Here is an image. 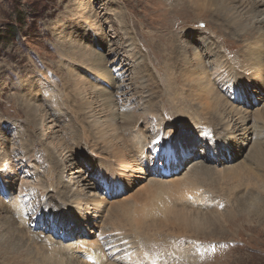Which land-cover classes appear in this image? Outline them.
Segmentation results:
<instances>
[{
    "label": "bare ground",
    "instance_id": "bare-ground-1",
    "mask_svg": "<svg viewBox=\"0 0 264 264\" xmlns=\"http://www.w3.org/2000/svg\"><path fill=\"white\" fill-rule=\"evenodd\" d=\"M76 1L79 7L70 12L68 24L63 23L64 31L62 36L60 35L62 39L60 42L63 46L66 45L67 50L59 47L57 49L63 58L60 67L66 69L62 81L64 80L69 88L66 89L80 99L81 109L79 112L76 111L69 121L65 119L63 123L62 118L68 110L60 111L59 108H54L50 99L45 97L41 90L33 91L37 93V96L33 93L37 98L32 99L42 102L43 107L27 103L39 117V123L37 131L33 132L37 139L30 140V145L25 142L29 146L22 147L25 152L23 163L26 162L28 155V167L32 169L31 175L36 177L32 180L34 181L31 184L32 188L40 187L49 192L41 208L35 212V207H32L33 211L27 212L30 206L23 203L22 196L25 195L23 190L28 188L31 181L19 180L16 175L11 180V177H7L8 171L1 175L4 163L3 159L0 160V180L3 184H9L7 187L3 186L5 200L0 201V214L3 213L5 216L4 220L0 218V254L3 255L2 259H5L4 264H167L171 257L175 256L174 253H166L164 258L162 255L155 260L147 253L146 248L145 255L138 246L139 244L143 248L141 241L144 240L137 239L138 228L157 230L162 223L159 226L154 222L146 225L144 219L147 215L157 216L149 214L152 208L148 206L140 208L139 205H134L137 199L143 197L147 203L151 202L152 198L158 199L163 195L174 197L178 194L182 203L174 198L179 204H172L173 202L169 200V204H157L155 211L160 209L165 219L170 218L173 224L176 222V226L183 230L179 232L180 234L205 236L212 235L214 228L219 230L220 224L212 217L215 214L208 216L199 210L188 209L197 207L201 201L197 194L193 193L200 190L198 186L205 183L203 182L205 177L211 180L216 178L224 183L245 180L247 184L248 181L255 179L259 181L255 185L259 187L258 192L260 193L261 189L264 191V178L260 181L251 169L259 163L258 158L264 156V147L261 143L264 137V91L261 90L264 84V31L255 30V28L260 30L264 26V0H185L193 12L198 11V14H201L205 9H211L217 20L222 17L226 34L236 36L237 41L245 44L240 49L242 53L240 57H244L248 66L239 69L232 61L233 58L224 54L225 49L220 45L222 52L213 39L207 36L192 38V34L188 33L185 36L188 41H197L191 47L193 49L191 54L184 53L185 47L177 44L179 47L170 53L168 60V68L171 71L168 73L169 89L174 94L181 89L182 92L178 96L183 97L182 103L186 102L189 106L176 109L178 122L164 116L161 100L163 91H160L153 82L149 67L144 64L143 54L140 55L141 50L135 41L136 34H132L127 29L128 26H123L120 17L124 16V12L121 6L117 5L118 2ZM235 4L237 5L229 8ZM173 5L174 1L171 3V6ZM256 5L261 8H257ZM110 16L114 21L110 20ZM215 22L219 23L216 20ZM115 23L127 42L123 46L128 47V58L138 57L137 65L131 72L132 78L135 79L133 84L135 91L132 93L128 89L125 91L128 85L126 86L121 77L123 73L118 68L119 60L116 58L111 62L109 58L103 59L95 50V45L99 43L101 46L103 40L107 41L103 33L104 27L107 25L111 27ZM96 25L100 27L96 29L98 27ZM186 39L179 40V44L187 43ZM107 42L111 44L109 40ZM46 88L49 91L48 95L53 93L50 87ZM230 89L232 93L228 92ZM172 100L176 102L178 98L174 96ZM94 101L108 110L106 109V112L95 110ZM250 106L251 111L248 108ZM46 109L55 121V123L50 121L51 124L47 125L48 130L51 128L49 133L55 134L49 137L51 141L48 144L44 143L46 131L44 133L41 124L43 117L49 119ZM167 110L169 108H165V112L168 116L171 115L172 119L174 115ZM70 128L79 136L84 135L87 140L84 146ZM239 141H242L241 147ZM2 143L0 139V148ZM35 143H42L47 152H45L49 161L47 175L37 173L35 163L30 158L31 146L34 147ZM237 148L241 149L240 154ZM12 149L10 146L3 154L11 157ZM79 150L81 152L78 154L87 158L84 166L90 171L94 169L92 172L99 178L100 183L110 185H106L107 192H104L105 186L104 189L100 186V189L97 188L98 191H94L93 184L82 175L85 167L72 168L66 173L67 166L76 164L75 158L79 155H75V151ZM64 152L69 153L67 159L64 158ZM242 152L246 153L242 157L245 160L237 163ZM93 161L96 163H92ZM185 162L188 163L184 165ZM91 163L96 164V167L90 166ZM225 163L228 166L222 167ZM11 169L13 170V167ZM16 172L19 173V170ZM131 172L141 174L148 183L143 185L144 188L141 187V191L135 196L122 198L129 187L133 189L130 185L131 179L136 176ZM127 173L129 174L126 176ZM124 176L127 185H122L121 179ZM136 180L140 181L137 178ZM104 195L108 197L110 205L106 204L107 198ZM115 197L118 198L112 199ZM57 202L64 203L63 213L61 209L56 208L54 203ZM234 203L236 202L232 204L235 205ZM106 206L108 207L105 210ZM38 213H41L40 217L37 216ZM26 214L27 218L31 219L25 220ZM131 214L135 218H132ZM5 225H8V231L5 230ZM27 225L37 227V230L38 227H43L45 231H39L43 236L41 234L35 237L44 241L48 238L55 243L47 242L46 249L43 242L38 243L35 237L32 239L28 235L33 233L29 229L26 230ZM174 240L163 239L158 244L169 247L171 244L175 245ZM146 242L156 243L151 240ZM185 244H188L187 241ZM173 245L170 246L171 249L177 248ZM34 247L40 255L37 262L29 261ZM148 248L151 249L150 246ZM184 251L191 252V247L186 246ZM21 252H25L23 255L26 254L23 260L18 258ZM191 253L195 256L194 262L197 264L200 252L194 250ZM8 254L11 258L6 260V257H10ZM182 256H185V253H182ZM31 258H34V254ZM179 264L184 263L179 261ZM185 264H190V261Z\"/></svg>",
    "mask_w": 264,
    "mask_h": 264
},
{
    "label": "rangeland",
    "instance_id": "rangeland-1",
    "mask_svg": "<svg viewBox=\"0 0 264 264\" xmlns=\"http://www.w3.org/2000/svg\"><path fill=\"white\" fill-rule=\"evenodd\" d=\"M116 1L118 2L117 5L121 6L122 12H124L123 17L127 19H125V23L124 18L120 17V19L122 18L121 20L123 22V26H128L127 29H129L132 34H136L135 41L137 42V44L139 45L138 47L141 50L140 55L143 54L142 59L145 62L144 64L145 66L149 67V72L151 73L153 82H155V84L159 87L160 91H163L161 93V100L162 108H164V116L172 121L177 120L176 122H178V118L176 116L177 108H189V106L186 102L182 103L184 101L183 97L178 96V94L182 92L181 89H179L176 94L172 93L169 89L168 73H171V71L168 68V60L170 59V53L173 52L175 48L177 49L179 47L177 46V44L183 45L185 47L186 51L184 53H186L187 55L191 54L193 50L191 49V47H193L195 45V42L197 41H188L185 37L188 33L192 34V38L207 36L213 39V41L219 46V48L221 45L225 49V51L223 52V49L220 48L224 54L228 55L231 59L233 58L232 61L239 69H242V67L244 66H248L245 64L246 61L244 60V57H240V55H242L240 49L242 48V46H245V44L243 45L242 41L240 42V40L237 41L236 36L232 37L231 35L226 34V31L224 30L226 29V26L223 22L222 17L220 16V19L217 20V16L213 14V11L211 9H205V12L198 14V11L193 12L189 8L185 0L184 2L181 0ZM173 1L174 5L171 6V3ZM236 5L237 4L230 5L229 8H232ZM256 6L257 8H261L258 5ZM78 7L79 4L76 0H0V130L2 131L0 132V139L1 143L3 142L0 148V160L3 159L4 163V167L2 168L3 170H1V175H3L5 171H8L7 177H11V180L13 177L15 178L16 175L19 180L23 179L25 181H31L28 184V188H25L23 190V193L25 195L22 196L23 203L25 202L27 206H30L27 212H32V207H35V212L38 210V208H41L40 206H42L47 200V193L49 192V190L44 191L40 187L37 189L32 188L33 185L31 184L34 182L32 180L36 179V177L31 175L32 169L31 167H28V155L26 156V158L28 157L26 162L23 163L25 152L22 147H28L34 138L37 139L36 136H33L35 135L33 134V132L35 133L34 130H36L39 123V117L36 116V113L29 104H38L39 106H41V108L43 107L42 102H36L32 99V97L35 99L37 98V93L33 91H35L36 89L41 90V92L46 95L45 97L50 99L53 107L55 106L54 108H59L60 111L68 110V113L65 114L66 117L64 115V118H62L63 123L66 120L69 121L71 116L73 117L74 113H76V111L79 112L81 109L80 99H78V97L70 90H67L69 89L67 88L68 86L65 85L64 80L62 81V76H64L66 69H61L60 67V64L63 62V58L61 57L60 53L58 52L59 50L57 49V47H59L64 49V51L67 50L66 45L64 44L63 46V44L60 42L62 40V31H64V25L68 24V19L71 17L70 12L75 11V9H78ZM109 18L111 21H114L111 16ZM215 20L219 23L215 22ZM115 24H113V26L111 27L107 25V27H104L103 31V33H105V39H107V41L109 40L111 44H108L106 40H103V45L100 46L98 43V45H95V50L102 55L103 59L109 58L108 60L111 62L116 58L119 60L118 68L120 72L123 73V76L121 77L123 81H125L126 86L128 85L125 91H127L128 89V91L132 93L133 90L135 91V86L133 87L135 79L132 78L131 72H133L134 67L137 65L136 59L138 57L136 58L135 56L128 58V47L124 48L123 46L127 42L123 39V33L118 30V25ZM99 27L100 26L96 27V29H98ZM255 30L264 31V26L260 30L258 28H255ZM183 38L186 39L187 43L183 42V44H179V40ZM111 49L114 50L112 51ZM193 65H195V62H193ZM174 76H176V74H174ZM46 87H50L51 90H53V93L48 95L49 91ZM261 90L264 91V84L261 86ZM228 92L232 93V90L230 89ZM24 93L25 95H23ZM33 93L36 96H34ZM257 93L258 92H256V95ZM174 96L178 98V101L174 102L172 100ZM90 99L94 100L93 97H90ZM94 103L95 110L103 112H106V109L108 110V108L105 106H99L100 104L96 103V101H94ZM26 105H29V107ZM165 108H169L167 112L174 115L172 119L171 115L168 116L166 114ZM248 108L251 111V106ZM170 109L172 111H170ZM46 110L48 112L47 117H49V119L43 117L41 124L44 133L46 131V138L44 137V139L46 140H44V143L48 144V142L51 141L49 137H53L55 134L49 133L51 131V128L50 130H48L49 128H47V125L51 124L50 121H53L54 123L55 121L53 116L49 113L48 109ZM184 130L185 129H183V131ZM71 132L75 137L81 140L80 144L84 146L85 142L87 141L84 138V135L79 136L72 130ZM56 134L58 136V133ZM21 142L24 144H22ZM25 142L29 143V145H27V143ZM241 142L239 141V147H241ZM261 143L264 147V137L262 138ZM10 146L11 148H13V151H11L13 153L11 157L3 154L7 149L10 148ZM31 149L32 150L30 158L33 159L35 163V167L38 170L37 173H39L40 175H47L49 161L44 146L42 145V143H35L34 147L31 146ZM236 150H239L240 154L241 149L237 148ZM80 152V150L77 152L75 151V155H79L78 153ZM72 153L73 152H71V154ZM63 154L64 158L67 159L69 153L64 152ZM244 154L246 153L242 152V155H240L238 160L236 161L237 163L245 160L242 158L244 157ZM85 158L86 157H82L81 155L76 156V164L67 166L65 169L66 173L70 172L72 168L76 169L78 167H85ZM258 162L259 163L253 166L254 168L251 167V169L252 171L254 170V175H256L261 181L262 178H264V156H260L258 158ZM10 163H12V165ZM92 163H96V161H93ZM92 163L90 166L95 168L96 164ZM187 163L188 162H185L184 165ZM226 164L227 163H225L222 167H227L228 165L226 166ZM233 164L234 163H232V165ZM12 167L13 170L11 169ZM16 170H19V173H17ZM91 170L94 171V169ZM92 171L88 170L85 167V172H83L82 174L84 176V179H88L89 183L93 184L94 191H98L97 188L99 187L100 189L101 186L103 189L106 187V189H104V192H107V186L110 185L106 183H100L99 178L95 176ZM134 173L136 178L140 181H137L135 177H132L130 185L133 186V189L129 187V190L125 192L126 195L129 196L123 195L122 198H131L132 196H135L136 193L140 192L141 189L144 188L143 185L148 183L145 178L143 179L144 176L142 177L141 174H138L136 172ZM11 174L14 175L12 176ZM128 174L129 173H127L126 176ZM30 176L32 178H30ZM126 176L121 179L122 185H127V181L124 180ZM204 180L203 182H205V185H199L198 187L200 188V190H195V192L193 193L197 194V196L201 199V201L199 202L200 204L198 203L197 207L195 208L188 207V209L199 210L201 212H204L205 214H208V216L215 214V216L212 217L215 218V220L220 224L219 230L214 228V232L212 233V235L207 234L205 236H195L191 233L180 234L181 232H183V230L180 226H176V222H174L173 224V220L171 221L170 218L165 219V217H163V215L161 214L160 209H157L158 213L155 211V206L157 204H169V200L173 202L172 204H179L174 200V198L177 200L179 199L178 194H176L177 196L174 195V197L163 195L158 199L152 198L153 200H150L151 202L147 201V203L146 201H144L146 199H143V197H141L137 199V201H135L137 203L134 205H139L140 208H147L148 206L149 208H152L149 214L157 216L152 217L150 215H147V217L144 219L145 224L147 225L153 222L158 223L157 226H159L160 223L162 224L157 227V230L148 229L146 227H140L137 229V239H139V241L141 239H144L141 241L143 248L138 244L140 249L146 255V252L144 250L146 248L147 253L150 256L154 257L155 260H158V258L162 255L164 258V254L166 253H174L175 256L173 255V257H171L167 264H179V261H182L184 264L187 263V261H190V264H196V262H194L195 256L193 255V253H191L194 250L201 253H199L198 259L196 260L197 264H264V191L261 189V192H263V194L261 192H258L259 187L255 185L259 181L254 179L253 181H248L247 184L245 180L241 182L233 180L229 183H224V181L217 180L216 178H212L211 180V178L207 179V177H205ZM136 181L140 184H138ZM254 182L255 184H253ZM1 183L2 182L0 180V201L3 202L5 200V191L3 192V186L7 187L9 186V184L2 183L1 185ZM246 187L248 188L244 189ZM229 188H232V190H230ZM28 189H31L32 191H29ZM48 195L51 196L50 194ZM251 195H257V198L252 197ZM104 197L107 198L106 204L110 205L108 197L106 195H104ZM117 198L118 197L112 199ZM261 198L263 200H261ZM179 202L182 203L183 201L179 199ZM233 202H236L234 203L235 205L232 204ZM54 204L56 208L61 209L62 213L64 212V203L57 202ZM107 207L108 206H106L105 210L107 209ZM132 214V218H135ZM40 215L41 213H38L37 216L40 217ZM4 217L5 216L3 215V213H1L0 218H3L4 220ZM24 218L25 220L31 219L30 217L27 218V214ZM5 227V230L8 231V225H5ZM25 228L26 230L29 229V231L33 233L32 235L28 234L32 239L33 237L42 234L39 231H45V229H42L43 227H38L39 230H37V227H30L29 225H27ZM41 236H43V234ZM163 239H175V245H171L176 246L177 248L171 249V245L169 247H164L161 246V244H158V242L162 241ZM150 240L156 241V243L152 244L153 242H146ZM36 241L38 243L43 242L46 249L47 242L55 243V241H52L48 238H45V241L38 240L36 238ZM186 241L188 244H185ZM177 244L179 246H177ZM149 246L151 247V249L148 248ZM186 246L191 247V252L184 251ZM204 251L206 252L203 253ZM24 253L25 252H21V255H19L18 258H26V254L23 255ZM182 253H185V256H182ZM33 254L34 258H31L33 257ZM8 256L10 255L8 254ZM147 257L149 256L147 255ZM2 258L3 255L0 254V264H4L5 262V259ZM9 258H11V256L6 257V260ZM30 260H33L35 262H37L36 260H40V255L37 253L36 249L32 251V255L29 257V261Z\"/></svg>",
    "mask_w": 264,
    "mask_h": 264
}]
</instances>
